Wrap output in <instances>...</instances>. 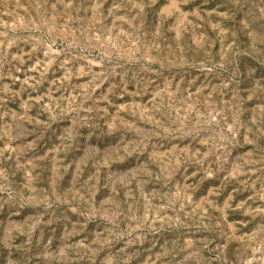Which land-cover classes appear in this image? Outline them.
Wrapping results in <instances>:
<instances>
[{
    "label": "rangeland",
    "instance_id": "1",
    "mask_svg": "<svg viewBox=\"0 0 264 264\" xmlns=\"http://www.w3.org/2000/svg\"><path fill=\"white\" fill-rule=\"evenodd\" d=\"M0 264H264V0H0Z\"/></svg>",
    "mask_w": 264,
    "mask_h": 264
}]
</instances>
